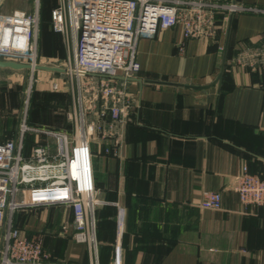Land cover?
Returning a JSON list of instances; mask_svg holds the SVG:
<instances>
[{"label":"crops","instance_id":"crops-1","mask_svg":"<svg viewBox=\"0 0 264 264\" xmlns=\"http://www.w3.org/2000/svg\"><path fill=\"white\" fill-rule=\"evenodd\" d=\"M220 1L264 9V0ZM1 2L6 13L34 10V0L28 10L29 0ZM215 24L214 37L190 38L184 52L176 47L180 26L138 41L141 69L130 84L135 98L122 148L117 154L108 141L92 145L98 264H114L119 244L123 264H264V208L244 205L234 189L243 165L264 175V13L221 14ZM42 32L40 22L39 55L50 57ZM67 54L64 42L59 56ZM13 71L0 67V74ZM2 80L0 75V93ZM1 100L0 114L8 110ZM64 117L40 124L25 114L23 120L73 133V123L67 117L68 127ZM19 137L20 129L0 121V142ZM45 138L26 133L22 153L28 156ZM49 140L55 151L54 138ZM210 191L221 192V208L198 204ZM120 206L125 210L121 234ZM14 224L28 237H43L54 260L96 264L87 244L72 237L69 207L22 209L14 213ZM6 229L0 227V263Z\"/></svg>","mask_w":264,"mask_h":264},{"label":"built area","instance_id":"built-area-1","mask_svg":"<svg viewBox=\"0 0 264 264\" xmlns=\"http://www.w3.org/2000/svg\"><path fill=\"white\" fill-rule=\"evenodd\" d=\"M40 9L41 0H34L32 12H0V59L29 63L33 68L42 64ZM243 11L264 13L258 7L220 0H58L51 12L52 27L67 47L68 54L59 67L65 69L74 95L73 109L68 112L74 132L31 126L24 119L19 140L0 142V227L7 225L0 264H72L52 259L40 235L28 237L13 227L17 210L53 204L71 208L72 237L87 244L98 264L92 145L108 141L117 154L122 148L134 106L130 84L141 69L139 39L180 26L182 38L176 47L184 52L188 39L215 36L218 15ZM62 86L59 79L53 83L55 90H62ZM28 132L43 133L46 138L26 156L22 150ZM49 137L54 138L55 151ZM234 189L244 205L264 208V175L243 165ZM198 204L219 209L222 194L210 191ZM124 216L120 206V234ZM114 264H123L120 244L116 245Z\"/></svg>","mask_w":264,"mask_h":264},{"label":"rangeland","instance_id":"rangeland-1","mask_svg":"<svg viewBox=\"0 0 264 264\" xmlns=\"http://www.w3.org/2000/svg\"><path fill=\"white\" fill-rule=\"evenodd\" d=\"M5 1L7 3V0ZM30 3L31 0L26 4L27 8L24 9H30ZM54 4L55 1L50 6L52 7ZM1 5L0 7L4 8H1L0 11L7 12L8 8L5 7V3L1 2ZM51 27L52 25L49 24L48 28L51 29ZM41 36L43 37V50L46 54L50 55V57L40 58L42 64H46L48 61L45 58H48L51 62H54L52 63L53 65H61L65 57L64 55L60 57L59 54L60 51L64 50V42L57 41L56 35H53V33H45ZM0 75L4 83L3 90L0 93V96H3L1 103L2 101L4 103L5 100L8 109L6 113L0 114V121L2 122L4 120L5 125L11 129H20L25 114L28 115L30 121L46 124L51 123L49 119L54 117L57 118L55 119L56 121L59 120L58 117L63 119L64 115L66 117L68 111H72L73 109V104L72 102L70 103L71 95L69 93L71 92L73 94V92L68 87L69 79L65 73L43 69L36 70L33 73L32 70L24 69L11 73L2 72ZM57 79L63 83L62 90L53 89V83ZM67 117L66 123L69 127ZM17 199L20 200V197L18 196Z\"/></svg>","mask_w":264,"mask_h":264},{"label":"water","instance_id":"water-1","mask_svg":"<svg viewBox=\"0 0 264 264\" xmlns=\"http://www.w3.org/2000/svg\"><path fill=\"white\" fill-rule=\"evenodd\" d=\"M0 67L14 69V70H24V69L42 70L43 69V70H49V71H54V72H60V73H63L65 71L64 68L56 66V65L38 64L33 68V66L29 63H23V62H18L14 60H4V59H0Z\"/></svg>","mask_w":264,"mask_h":264},{"label":"trees","instance_id":"trees-1","mask_svg":"<svg viewBox=\"0 0 264 264\" xmlns=\"http://www.w3.org/2000/svg\"><path fill=\"white\" fill-rule=\"evenodd\" d=\"M54 0H48L47 3H44V1L42 0L41 2V9H40V22H41V25H42V34L44 35L45 33H52L49 28H48V25L51 24L52 25V17H51V12H52V9L57 5V3L55 2V4L51 7L50 4L53 3ZM58 2V1H57ZM27 12H30V11H27ZM48 20H49V24H48ZM51 29L53 30V27H51ZM54 33H59V32H56L54 31ZM53 33V35H55ZM33 122V121H31ZM33 208V207H31ZM26 209V208H24ZM22 210V209H20ZM19 211V210H17ZM97 222V220H96ZM97 226H98V223H97ZM14 227H17L19 228L18 225H15L14 224Z\"/></svg>","mask_w":264,"mask_h":264}]
</instances>
